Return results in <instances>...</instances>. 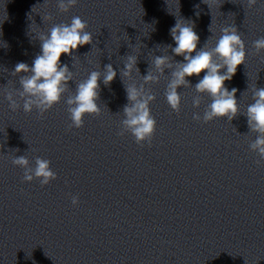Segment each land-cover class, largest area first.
Instances as JSON below:
<instances>
[{
	"label": "clouds",
	"instance_id": "obj_1",
	"mask_svg": "<svg viewBox=\"0 0 264 264\" xmlns=\"http://www.w3.org/2000/svg\"><path fill=\"white\" fill-rule=\"evenodd\" d=\"M215 0H213V3ZM77 0H57V7L61 12H68L75 6ZM257 0H247V6L251 8ZM209 8L211 4H208ZM52 17L45 15L44 20L49 21ZM88 25L79 16H74L70 24H58L51 27L48 34L39 33L38 39L41 43V54H38L32 66L19 62L16 64L12 75H19V83L22 90H17L20 99L23 100V110L30 113L33 108L39 110L42 115L59 103L66 92L69 91V81L73 79V73L67 64H61V56H69L79 47L93 43V36L86 31ZM171 37L175 47L168 45L176 56H182L184 62H177L176 70L172 71L165 97L171 109L177 113L181 107V95L178 89L190 86L187 77L204 76L195 85V90L200 94L211 97V103L203 114L204 122L215 118H227L231 121L239 113L238 101L236 99L237 89L231 91L225 86L236 74L237 68L246 62L245 43L238 33L236 27L227 26L221 29V35L214 47L209 48L207 44L197 50L200 37L194 31L191 21L177 20L171 28ZM257 55L264 51V37L253 42ZM195 53V55H193ZM264 62V57H261ZM137 57L128 55L126 63L120 76L129 78L133 71L139 72ZM170 66L167 56H157L154 59V68L163 73L164 67ZM222 70L223 74H222ZM24 74V75H22ZM117 76V71L111 63L106 64L101 71H91L87 79L76 84L74 95L66 99L67 110L72 121L69 127L80 128L84 125L86 115H99L101 109L97 103L100 98V81L105 86H110ZM145 83L156 81L159 77L154 76L152 71L143 77ZM124 83V81L122 80ZM128 103L123 107L124 119L121 121L123 130L130 132L137 144L151 142L156 130V120L151 114L150 103L155 96L145 92L143 86L133 83L125 84ZM253 103L248 105L246 117L248 127L258 135L250 145L261 159H264V88L252 90ZM9 107L15 111L20 107L13 92L6 94ZM193 105L199 107L200 99L195 98ZM195 120H200L199 114H194ZM123 134V132H121ZM18 150V149H17ZM12 163L24 169V180L32 181L34 178L40 181L41 186L55 180L56 173L50 167V161L40 157L35 158V167L30 166L29 159L24 156H15ZM73 205L78 204V197L72 198Z\"/></svg>",
	"mask_w": 264,
	"mask_h": 264
}]
</instances>
